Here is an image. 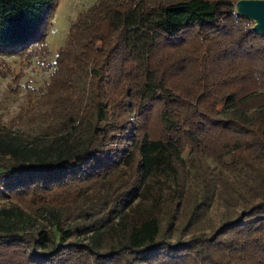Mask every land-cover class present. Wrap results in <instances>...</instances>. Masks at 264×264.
Masks as SVG:
<instances>
[{"label": "trees", "instance_id": "obj_1", "mask_svg": "<svg viewBox=\"0 0 264 264\" xmlns=\"http://www.w3.org/2000/svg\"><path fill=\"white\" fill-rule=\"evenodd\" d=\"M237 1L76 17L0 117V264H264V36ZM56 3L0 0V53L48 54Z\"/></svg>", "mask_w": 264, "mask_h": 264}, {"label": "rangeland", "instance_id": "obj_2", "mask_svg": "<svg viewBox=\"0 0 264 264\" xmlns=\"http://www.w3.org/2000/svg\"><path fill=\"white\" fill-rule=\"evenodd\" d=\"M95 1L57 0L45 37L48 54L38 47L11 56L0 53V117L4 123L20 119L27 111V103L36 102L45 91L50 64L64 46L70 24ZM14 129L19 128L15 125Z\"/></svg>", "mask_w": 264, "mask_h": 264}, {"label": "water", "instance_id": "obj_3", "mask_svg": "<svg viewBox=\"0 0 264 264\" xmlns=\"http://www.w3.org/2000/svg\"><path fill=\"white\" fill-rule=\"evenodd\" d=\"M235 12L253 22V32L264 36V0H238Z\"/></svg>", "mask_w": 264, "mask_h": 264}]
</instances>
